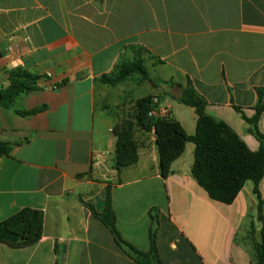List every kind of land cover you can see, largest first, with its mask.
<instances>
[{
    "label": "crops",
    "instance_id": "0c3cea01",
    "mask_svg": "<svg viewBox=\"0 0 264 264\" xmlns=\"http://www.w3.org/2000/svg\"><path fill=\"white\" fill-rule=\"evenodd\" d=\"M132 48L162 81L148 83L158 116L171 113L195 133V111L187 120L179 101L190 82L208 115L259 150L244 117L255 115L264 87V0H0V91L12 69L41 77L40 89L0 108V140L19 143L0 157V222L24 208L44 213L40 241L2 244L0 264H139L94 214L107 190L121 237L139 251L150 250L157 214L164 264H257L263 223L252 181L232 204L212 200L192 175L190 144L164 179L154 131L136 132L134 165L114 167L113 129L132 113L134 92L127 100L100 78ZM259 190L264 201V177Z\"/></svg>",
    "mask_w": 264,
    "mask_h": 264
},
{
    "label": "trees",
    "instance_id": "16d2710c",
    "mask_svg": "<svg viewBox=\"0 0 264 264\" xmlns=\"http://www.w3.org/2000/svg\"><path fill=\"white\" fill-rule=\"evenodd\" d=\"M134 51L133 58H121L110 74L100 80L111 87H117L129 80H138L139 85H159L162 81L152 78L146 69L142 50ZM41 77L25 69L9 71V85L0 91V108L11 109L22 95L40 89ZM166 83V82H165ZM258 102L255 115L246 121L251 124V133L260 141L258 151H252L246 143L224 121L218 120L206 112L207 102L189 82L183 90L180 103L194 109L197 121L193 135L187 133L184 126L171 113L166 117L152 114L158 108L157 98L153 94L139 98L134 112L113 129L116 137L115 162L117 170L134 165L138 160L136 132L154 131L159 151L160 172L164 179L172 173V165L186 151L189 143L194 145L192 175L212 200L232 204L248 181L254 183V193L258 198V219L262 221L261 242L256 244L254 260L264 264V201L259 185L264 177V133L258 128V122L264 113V87L256 89ZM43 107L30 111H17L21 116L33 115L44 110ZM239 110V108H237ZM19 145L0 140V157L9 156L14 146ZM90 207V206H89ZM93 211V209H92ZM94 214L110 230L116 244L139 264H164L157 248L158 218L151 213L150 250L142 252L126 242L116 227V215L112 209L110 191L107 190L106 206L101 214ZM43 211L24 208L0 222V246L6 244L12 248H25L40 241L43 236ZM55 264H59L56 262Z\"/></svg>",
    "mask_w": 264,
    "mask_h": 264
},
{
    "label": "rangeland",
    "instance_id": "374dc122",
    "mask_svg": "<svg viewBox=\"0 0 264 264\" xmlns=\"http://www.w3.org/2000/svg\"><path fill=\"white\" fill-rule=\"evenodd\" d=\"M121 86L124 90V93H126V96H127L126 99L128 98L127 100H130V97H131V103H133V105L132 104L130 105L129 110L132 111V113L134 112V106H135L136 101L139 98L150 94L152 91V88L149 86L148 83L144 84V85H139L138 80H135V79L129 80V81L121 84ZM130 91L134 92V94L129 97L128 95H130ZM181 106L183 107V110H185V112L187 114L186 119L188 120V119H190V117L192 118L193 111H192L191 107L185 106L183 104ZM132 113H130V115ZM186 123H188V122H186ZM186 125H187V127H189V124H186ZM189 144L191 146H194L192 143H189Z\"/></svg>",
    "mask_w": 264,
    "mask_h": 264
},
{
    "label": "built area",
    "instance_id": "2783aa9c",
    "mask_svg": "<svg viewBox=\"0 0 264 264\" xmlns=\"http://www.w3.org/2000/svg\"><path fill=\"white\" fill-rule=\"evenodd\" d=\"M152 114L157 115V114H156V111H154Z\"/></svg>",
    "mask_w": 264,
    "mask_h": 264
}]
</instances>
